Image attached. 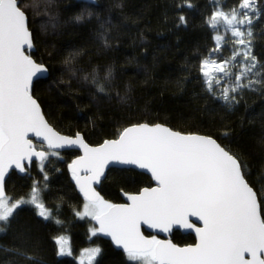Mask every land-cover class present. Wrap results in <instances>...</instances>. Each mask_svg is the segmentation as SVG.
Returning a JSON list of instances; mask_svg holds the SVG:
<instances>
[{
    "label": "snow or ice",
    "instance_id": "1",
    "mask_svg": "<svg viewBox=\"0 0 264 264\" xmlns=\"http://www.w3.org/2000/svg\"><path fill=\"white\" fill-rule=\"evenodd\" d=\"M53 3L0 0V234L7 233L29 207L44 221L53 220V210L40 193L49 186L48 166L60 172L55 163L63 162L82 197L75 217L92 224L91 237H108L122 249L126 264H264V178L257 189L250 166L219 138L136 122L92 145L80 132L65 135L50 122L34 91V78L38 81L49 69L35 58L36 33L30 17L43 7L49 19L41 27L55 28L49 11ZM175 7L177 26L187 27L183 11L194 5L183 0ZM85 14L92 16L87 6L75 20H85ZM258 23L264 24V0H236L232 6L213 0L203 20L212 44L197 55V81L207 97L221 101L228 111L237 109L249 93L264 97V58L256 54L254 44ZM104 43L107 46V37ZM79 55L72 52L64 60L71 77L89 85L94 99L110 97L115 88L113 68L76 67ZM65 150H75L68 153L74 156L70 162L64 159ZM110 165L128 173L139 169L135 174H150L149 182L124 191V202L114 203L102 195L106 173L116 170ZM33 168H38L43 188L32 178ZM17 173L32 180L27 195L8 194V179ZM55 223L62 224L58 218ZM145 225L165 234L183 229L194 233L195 241L179 246L145 234ZM18 238L26 244L27 232ZM55 243L58 255L72 256L63 237ZM23 244L3 249L12 255L11 264L20 259L41 264ZM85 254L87 261L82 255L79 264H101L103 248L97 244Z\"/></svg>",
    "mask_w": 264,
    "mask_h": 264
},
{
    "label": "trees",
    "instance_id": "2",
    "mask_svg": "<svg viewBox=\"0 0 264 264\" xmlns=\"http://www.w3.org/2000/svg\"><path fill=\"white\" fill-rule=\"evenodd\" d=\"M181 2L54 0L49 11L56 27L49 26L47 31L41 24L49 16L40 7L30 17L36 33L34 54L49 72L46 79L34 83L35 95L50 122L62 134L71 136L80 132L92 145L136 122H157L175 130L219 138L218 142L250 166L252 183L259 189V181L264 178V97L249 93L237 109L228 111L221 101L206 96L197 81V55L212 44L203 20L210 14L213 0H191L194 7L183 11L187 27L177 26L175 5ZM219 3L232 6L236 0H219ZM85 6L92 16L85 14V20L77 22L75 17L84 12ZM104 37L108 38L107 46ZM255 37L256 54L264 58V24H257ZM72 52L80 53L76 67L113 68L115 88L110 97L94 99L89 85L71 77L64 60ZM121 97L126 99L122 101ZM68 153L65 152L64 159L70 162L74 156ZM55 166L61 171L48 166L49 186L40 193L46 206L53 210V220L44 221L35 215L33 208H27L7 233L0 234V264H11L12 255L3 249L22 245L18 237L25 231L28 241L23 246L41 264H78L79 253L97 244L103 248V255L98 258L101 264H126V257L108 241L90 236L89 221L75 217L74 211L81 206L82 198L75 190L66 164L56 162ZM135 173L117 169L107 173L102 195L121 203V192L149 182L146 175ZM31 176L43 188L38 168L31 170ZM31 184L32 180L24 176L12 175L7 183L8 194L27 195ZM57 218L62 224L55 223ZM63 235L69 238L72 256L58 255L55 241ZM171 240L179 246L194 242L191 235L177 231ZM17 264L27 262L20 259Z\"/></svg>",
    "mask_w": 264,
    "mask_h": 264
},
{
    "label": "water",
    "instance_id": "3",
    "mask_svg": "<svg viewBox=\"0 0 264 264\" xmlns=\"http://www.w3.org/2000/svg\"><path fill=\"white\" fill-rule=\"evenodd\" d=\"M33 51H34V49H33ZM47 76H48V73H47V74H44V75H42V76H40V77H39V80H44V79L47 78ZM36 81H37V79L34 78V83H35ZM33 139H35V138H33ZM69 151H75V150H65V152H69ZM112 167H115V169H117V170H121V168H122V166H111V165H110V168H112ZM66 168H67V167H66ZM135 171H136V172H140L141 170L136 169ZM67 172H68V171H67ZM69 174H70V173H69ZM106 174H107V173H106ZM17 175L20 176V177H23V176H24L23 174H19V173H17ZM145 175H146L147 177L150 176V174H145ZM73 184H74V182H73ZM74 187H75V186H74ZM77 192H78V191H77ZM120 196H121V200H122V202H124L125 197H124V195H123V192L120 193ZM81 198H82V197H81ZM122 202H121V203H122ZM142 230L145 231V234H148V233L156 234V235L158 236V238H160V239H171V236H172L173 232H174V231H177V232H179V233L182 234V235H191V236L193 237L194 241H195V234H194V233H188V232H185V230H183V229L174 230L171 234H165V233H157V232H155V231L152 230V229H148L147 226L145 225V226H143V229H142ZM102 240L108 241V242L110 243V245H111L115 250L122 252V249H118V248H116L115 245H113V244L111 243L110 238H108V237H104V238H102Z\"/></svg>",
    "mask_w": 264,
    "mask_h": 264
},
{
    "label": "rangeland",
    "instance_id": "4",
    "mask_svg": "<svg viewBox=\"0 0 264 264\" xmlns=\"http://www.w3.org/2000/svg\"><path fill=\"white\" fill-rule=\"evenodd\" d=\"M60 237H63V238H64V240L67 242V247L70 248L69 238H68L66 235H63V236H60ZM57 248H58V246H57ZM70 249H71V248H70ZM88 249H90V248L88 247ZM88 249H84V250H82V251L79 253L78 257H76V260H77L78 264H79V259L82 257V255H83V258L85 259V261H87V256H86L85 253H86V251H87ZM65 256H67V255H65Z\"/></svg>",
    "mask_w": 264,
    "mask_h": 264
}]
</instances>
